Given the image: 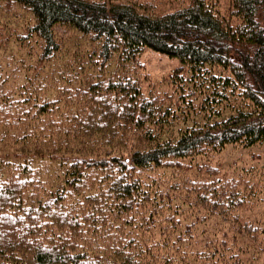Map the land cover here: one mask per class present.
Segmentation results:
<instances>
[{
  "label": "trees",
  "instance_id": "16d2710c",
  "mask_svg": "<svg viewBox=\"0 0 264 264\" xmlns=\"http://www.w3.org/2000/svg\"><path fill=\"white\" fill-rule=\"evenodd\" d=\"M230 13L0 0V264H264L263 180L214 160L264 140V0Z\"/></svg>",
  "mask_w": 264,
  "mask_h": 264
},
{
  "label": "rangeland",
  "instance_id": "374dc122",
  "mask_svg": "<svg viewBox=\"0 0 264 264\" xmlns=\"http://www.w3.org/2000/svg\"><path fill=\"white\" fill-rule=\"evenodd\" d=\"M215 1L219 12L233 25L237 20L230 13L231 0ZM140 60L143 63V68H141L142 73H147L151 82H153V86L161 90L169 88V72L181 63L175 57H169L149 48L145 49L144 53L140 56ZM142 86L143 88H147L148 83L143 81ZM190 116L196 118L194 114ZM214 160L223 163L224 174H237L244 171L250 173V177L253 179L256 177L261 178L263 180L261 188L262 190L264 189V140L249 146L227 144L220 153L214 156ZM249 212L255 218L264 219V192L259 194L256 204ZM261 257L262 255H260L259 260Z\"/></svg>",
  "mask_w": 264,
  "mask_h": 264
}]
</instances>
